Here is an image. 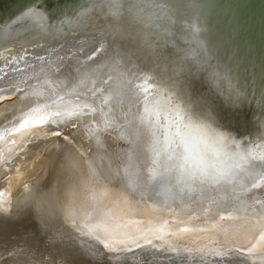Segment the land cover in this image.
Returning a JSON list of instances; mask_svg holds the SVG:
<instances>
[{"label": "bare ground", "instance_id": "1", "mask_svg": "<svg viewBox=\"0 0 264 264\" xmlns=\"http://www.w3.org/2000/svg\"><path fill=\"white\" fill-rule=\"evenodd\" d=\"M8 47L0 67L19 71L0 79V239L21 235L0 264H264V183L176 194L175 172L146 182L143 163L159 125L160 147L166 130L191 133L194 151L240 153L264 176V0H20L0 10ZM89 80L103 90L92 102L80 96ZM93 248L107 262L78 256Z\"/></svg>", "mask_w": 264, "mask_h": 264}, {"label": "snow or ice", "instance_id": "2", "mask_svg": "<svg viewBox=\"0 0 264 264\" xmlns=\"http://www.w3.org/2000/svg\"><path fill=\"white\" fill-rule=\"evenodd\" d=\"M17 71L19 69L16 67L15 59H9L7 64L0 67V79ZM102 91V89L93 88L91 80H89L85 92L81 93L80 96L82 99L92 102ZM129 91H131L130 87ZM145 111L149 117L154 114L149 110L147 102ZM26 124L27 121L22 123L18 131L25 129ZM159 131L160 127L157 125L156 131L153 132L156 145L153 147V156L150 161L152 167L148 168V161H143L144 167L147 168L146 182L165 175L171 177L173 172H175V184L171 185L170 188H174L176 194L183 192L186 186L189 191H194V185L197 182L204 185L205 192L211 190L214 186L222 184H233L239 187L242 180H250L251 183L240 187V191H246L249 186L255 187L257 180L260 183H264V176L256 177L251 175L252 170L247 168L245 157L240 153L219 152L215 158L209 159L206 151H194L191 133L181 132L180 130L172 131L170 129L166 130L168 135V139L165 141L166 147H160L159 136L157 135ZM62 132L63 130H57L52 135L60 136ZM217 161H220V163L217 164ZM260 224V235L256 243L264 248V220H261Z\"/></svg>", "mask_w": 264, "mask_h": 264}, {"label": "water", "instance_id": "3", "mask_svg": "<svg viewBox=\"0 0 264 264\" xmlns=\"http://www.w3.org/2000/svg\"><path fill=\"white\" fill-rule=\"evenodd\" d=\"M20 0H0V10H3L4 8H7L8 4H14L16 2H18ZM34 0H31V2ZM55 3L57 8H64V7H68V6H83L86 3L89 2H98L100 0H51ZM250 4H252L253 0H247ZM258 2V0H256ZM69 15V12H68ZM49 25V24H48ZM11 47L5 48V49H0V54L3 52H7L8 50H10ZM1 239H0V250L1 251H5L9 245V242H11L12 237H19L21 235V233L18 230H12V229H6V233H3V229H2V234H1ZM3 236H7L4 237ZM10 236V238L8 239V237ZM36 239L34 240V242L36 243L37 247H41L42 245L46 244V239L44 235H37L35 237ZM147 245H141V246H136L134 248H131L130 250H128V252H132L134 250L140 249L142 247H145ZM113 251V250H111ZM195 251V250H194ZM226 251V250H224ZM230 251L233 252H238L239 254H244L246 255L245 252L239 250V249H231ZM95 254L99 251H97V249L93 248V251L89 250H81L80 254L78 255L80 258H82L84 260V262H88L91 261L94 263H98L100 261H97L98 259H100L101 261L107 262L108 259H104V257H100V258H91L90 253ZM107 252V251H106ZM110 252V249H109ZM196 253V251H195ZM162 256V255H161ZM98 257V256H97ZM205 257L202 258H194L193 259H183V257L180 258H174L175 261H173V258H164V257H152V258H135V259H130V260H120V261H111L110 264H240V262L238 261H230V260H222L223 258L221 257H209L204 259Z\"/></svg>", "mask_w": 264, "mask_h": 264}, {"label": "clouds", "instance_id": "4", "mask_svg": "<svg viewBox=\"0 0 264 264\" xmlns=\"http://www.w3.org/2000/svg\"><path fill=\"white\" fill-rule=\"evenodd\" d=\"M108 99H109L108 97H105V102H107ZM127 187H128V190H129L130 192H135V191L137 190L138 185H137L136 183L130 182V183L127 185ZM102 194H103V193H100V194H98V195H102Z\"/></svg>", "mask_w": 264, "mask_h": 264}]
</instances>
